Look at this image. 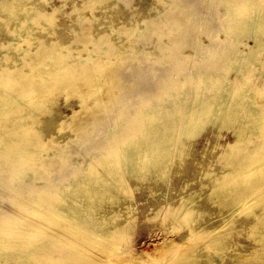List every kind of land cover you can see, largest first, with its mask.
Segmentation results:
<instances>
[{"label":"rangeland","instance_id":"obj_1","mask_svg":"<svg viewBox=\"0 0 264 264\" xmlns=\"http://www.w3.org/2000/svg\"><path fill=\"white\" fill-rule=\"evenodd\" d=\"M46 1L22 0L20 4L21 9H28L32 5H36L43 13H54L53 25L48 23L41 14L40 17L37 16L38 21L35 19L36 21L34 20L30 24L31 33L29 29L27 32H20L21 22L27 23L25 14L13 11L7 16L6 13H0V19L3 18L4 20L0 22V44L12 43L15 47L14 49L10 48L11 50L0 47V73L1 70H9L27 74L28 77L39 78L38 80L41 83L39 82L35 86L40 88L41 91L43 89L42 96L36 98L32 104L40 111L36 114L37 121L35 123L29 122V127L32 128L31 130L35 134L32 140L37 141L40 146L33 141V146H38V148L34 149V154L29 153L23 163L17 164L16 161L12 162L11 160V162L9 160L7 162L6 158H0V171L3 172L0 173V216L7 214L21 220L24 219V221L26 219L25 222H34V224L29 222L30 225L38 226L37 223H40L39 227L43 225L44 230L50 231V228L52 231H56V229H53L56 228L55 226L51 228L41 221L43 218L41 219L38 210L40 208L39 212L44 213L46 206L40 204L41 202L39 203L38 199L32 198L31 200L29 190L35 187L45 188L50 185V187H54L60 182H64L65 177L71 178L70 173L72 175L73 171L75 172L77 169V171H82L86 168L91 156L108 151L110 146L119 145L120 132L129 126L131 119L133 120L138 114V110L140 112L142 109L140 106L138 107V105H141L140 101L144 106L149 99L147 105L151 104V107L157 106L158 108H167L171 104L180 102L181 107H183L179 121L183 125L186 120L184 118L188 111L187 108L193 97L192 83L194 85L199 74L208 68L207 61L203 58H207L206 55L215 51L211 48V45L216 47V45L223 44L225 36L226 40L229 41V37L224 32L223 24L233 15L230 10H233L236 7L235 5L239 7L249 2V11L246 15L249 20L251 19L248 35H243L244 37L242 36L238 42L236 41L240 51V60L245 54L253 51L258 53L260 63L252 62L248 66L249 72L246 75L249 76L250 83L252 82L250 84L252 91L249 94L252 95L254 89L260 87V84L261 86L264 85V47L251 49V47H255L256 31L259 27L258 19L264 11L262 10L261 13L255 10L264 7V0H251L253 5L250 0ZM232 1L234 5L230 7ZM228 11L231 13H229V16H227ZM253 14L256 16L252 17ZM210 24L212 27H210ZM208 25L210 28H208ZM15 30L19 31V36H17V39H12L10 33ZM209 37H211L210 40ZM212 39L213 41H211ZM214 39L218 42L216 43ZM204 50L206 53H204ZM26 51L28 53L25 54ZM53 57L56 59L50 61ZM61 57H66L64 59L66 62H63ZM67 57L70 58L67 60ZM183 57L186 60H182ZM82 58H86V65L83 67L79 65V60ZM230 58L227 57L225 63ZM24 61L32 64L27 63L26 66ZM65 63L68 64L67 66L72 72L75 71L72 73V76L75 77L71 78L70 76L68 78L70 83L66 79L65 82L68 81L67 83L59 84L56 87V84H54L55 79L50 76L51 72H56L59 69L57 68L59 64L65 65ZM77 63L79 64L77 65ZM241 63H243V59ZM47 64L48 66H46ZM70 64L73 67L76 64L78 67L75 66L74 70ZM99 64H103L102 66L105 69L102 70L105 72L98 71L100 69H97L100 66ZM218 64H223V61H219ZM106 65L108 66L106 67ZM234 65L229 69L228 78H232L230 80L237 78L236 70L239 65V69L244 68V64H240V62ZM35 66L39 67L34 68ZM79 67L82 68L81 70L88 68L91 79L89 83H83L82 71L80 72ZM176 67L179 69L177 70ZM144 70L148 71L144 73ZM143 73L146 76L144 79L141 75ZM246 75L240 74L241 80ZM170 77L173 80L175 79V86H172L169 81ZM43 78L48 79L45 82ZM165 82H167V85ZM168 82L171 83L172 88ZM175 87H178L177 89L181 87L183 90L179 93V90ZM49 88L54 90L50 92ZM169 88L173 92L176 91V94H172V91L169 93ZM145 91L148 95L145 94ZM177 92L179 96H177ZM163 93H167V98ZM173 95L175 96L172 97ZM155 97L158 98V101ZM176 97L179 99H176ZM146 98L148 99L146 100ZM163 98H166L165 101H163ZM257 98L260 102L264 101V96ZM154 99L157 101L155 102L156 105ZM160 100L163 102H160ZM3 118H0V126H2L1 121ZM11 123L9 121L6 125L10 126ZM233 129L220 128L217 124L207 125L198 135L186 142L188 145L187 155L182 160L177 157L179 144L184 140L182 133L179 134L176 137L177 143L173 148V159L169 160L170 166L165 179L160 178L164 170L162 167L152 168L151 171L145 170L142 174H131L132 176L124 173L129 195L125 196L123 194L120 196L122 194L120 193L119 200L116 203L106 200L107 202L105 201L102 208L97 212V216L102 220L104 216L107 217L108 215L109 217L114 211H119L121 216L118 219L119 221L116 220V223L128 225L129 222H132L135 226V229L129 234L128 252L124 254V257L112 258L113 264H123L124 259L131 260L132 264H142L146 260H150L152 262L150 264H215L212 260L214 250L206 244L207 230L211 228L213 222L224 227L223 223L225 221L239 228L240 223H242L241 219H246L244 213L238 215L236 210L231 213L230 210L222 209L221 206L207 200L212 178H215V176L221 177L223 171L230 170V167H224L227 160L220 158V156L223 152H229L230 144L235 142ZM1 131L2 134L6 133L3 130ZM255 140H257V136H253L251 143L246 142L244 148L249 147ZM114 141L115 143L112 144ZM39 142L43 144L41 145ZM104 144L105 146H103ZM19 165L22 168L18 167ZM11 171L12 173H10ZM208 172L210 176L206 175ZM19 176L21 177L19 178ZM10 178L13 181L15 178L19 179L10 182ZM18 182H20L21 187L17 185ZM190 193H195L197 200L194 205L196 208L193 212L194 216L192 214L193 225L196 224L198 230H201V233L198 234L199 237L194 235L193 237L196 239L192 240L188 239V236L190 225L193 222L185 223L182 219L184 213L178 218L167 215L170 207L177 206L182 196ZM113 194L116 193L113 192ZM259 197H262V195ZM13 199L14 201H12ZM29 203L30 205H28ZM37 203L40 205H37ZM22 204L28 205L30 209L18 210ZM15 211L16 213L21 212L17 215ZM31 211L35 213L33 214ZM36 214L40 217L38 220ZM164 216L167 217V220L164 219ZM33 217H35V220ZM62 224L65 225V222ZM175 225L178 227L175 228ZM94 229L100 231L97 225L94 226ZM127 230L129 231V229ZM95 235L100 236V234ZM118 239L120 240V238ZM118 239H115L117 242H111H114L111 245H114L113 247H116V249L123 244L122 242L118 244ZM94 241L96 242V240L91 242L93 245L86 247L87 250L85 247L79 250L85 257L82 259L81 264H92L96 259L99 261L98 256L102 251L99 246H94L96 245ZM102 241L103 245L101 246L110 244L109 240ZM224 241L228 243V247L223 261L219 264H232L235 259H240V264H264V253L261 259H256L257 254L252 252L255 241L248 238L245 230L241 233H228Z\"/></svg>","mask_w":264,"mask_h":264},{"label":"bare ground","instance_id":"obj_2","mask_svg":"<svg viewBox=\"0 0 264 264\" xmlns=\"http://www.w3.org/2000/svg\"><path fill=\"white\" fill-rule=\"evenodd\" d=\"M21 2L22 0H0V13H6L8 16L13 11H17V13L20 12L21 14L26 15L25 20H27V23H23V21L21 22L22 24L20 23V32H27V30L30 28V24L36 19L37 16L40 17V14L48 21V23H51L53 25L54 13H43L36 5H32V7L28 9H21ZM248 3H244L239 7L235 5L236 7L233 10H230L232 11L233 15L230 16L231 18L223 24L224 32L229 37V41L226 40L225 36V42H222L223 44L218 46L216 45V47H213L211 45V48L215 49V51L213 50V53L206 55L207 58H203L207 61L208 68H206L203 73L199 74V77L196 78V81L194 80V85L192 83L193 97L191 103L187 108L188 111L186 112L184 118L186 119L185 123L182 125L179 121L180 116H182V114L180 113L183 107H181L180 102L173 105L171 104L169 106L167 105V108H158L157 106L151 107V104L147 105L149 96L148 98H146V100H148L147 102L145 101L147 104H144V106L142 104V101H140L141 105H138V107L140 106L142 109L140 112L138 110V114L136 112L137 115L135 116V118H133V120L131 119V122H129L130 124L128 123L129 126L126 129L124 128V131L120 132L121 134H119V145L110 146V149L108 151L105 150L106 152L102 151L103 153H98L95 156H91L89 161L87 162V167L82 171H77V169L75 170V172L73 171V174L71 175V173L67 170L70 173L71 178H67L64 176L66 178L64 182H60L56 186L53 185L54 187H50L51 185L49 184L50 186L45 188L35 187L29 190V197L31 200L32 198L38 199V202H41L40 204H44L46 206V211L44 213H42L41 211V213L39 212L40 208L38 210L41 219L43 218V220L41 221L44 225H48L51 228L52 226H55L56 228L53 229H56V231H52L50 228V231L44 230L42 227L43 225L39 227L40 223H37L38 226L30 225L28 224L30 221L25 222L26 219L24 221V219L21 220L18 217L15 218L12 216H8L7 214L4 215L2 213L4 216H0V264H81L82 259L85 257L79 250H81L83 247H85V249L87 250L86 247H88L89 245H93L91 244L92 240H96V242L94 241L96 244L94 246H99L102 251V253H100V256H98L100 259L97 257L99 261H97L96 259V261L94 260L92 264H113L114 262L112 261V258L124 257V254L128 252L129 234L135 229L134 224L132 222H129L128 225L116 223V220L120 219L121 216V213L119 211H114L113 214L109 217L106 214L107 217L104 216L102 220H100L101 218L97 216V212L102 208L106 200L111 203H116L119 200L120 193H122L120 194V196L123 194L125 196L129 195V189L126 179H124V173L130 174V176H132L135 174H142L145 170L151 171L153 170L152 168L162 167L164 170L160 178L165 179L168 173V168L170 166L169 160L173 159V148L177 143L176 137L181 133L184 137V140L179 144L180 147L177 154V157L182 160L187 155L188 145L186 142L198 135L209 124H217L220 128H234L233 132L235 135V142L233 144H230L229 152H223L220 156V158H225L227 160V163L224 165V167H230V170L223 171V175L221 177L215 176V178H212V184L210 185L211 189L208 194L207 200L209 202L217 204L218 206H221L222 209L230 210L231 213L234 210L237 211L238 215L244 213L246 217V219H241L242 223H240L239 228H236L234 224H230L228 221H225L223 223L224 227H222V225L219 226V224H214L215 222L212 223L211 228L207 230L208 233L206 235L207 246L211 247L214 250L212 260L215 264H219L220 262H222L225 257L226 249L228 247V243L224 241L226 235H228V233L231 234L234 232L241 233L243 230L246 231L248 238H251L255 241V246L253 247L252 252L257 254L256 259L262 258V254L264 253V101L260 102L257 97L264 96V85L261 86L260 84V87L254 89L252 95L249 94L250 91H252V88L250 87V84L252 82L250 83L249 76H247L246 73L249 72L248 66L249 64H252V62L260 64L258 60V53L250 51L243 56V63H241L242 59L240 60V51L236 43V41L238 42V40H240L243 35H248V32L250 31L249 26L251 25V19L249 20L246 15V13H248L249 11ZM250 3L253 5L251 0ZM237 4L239 3L237 2ZM233 5L234 4L232 1L229 6L233 7ZM252 5L250 6L252 7ZM262 10H264V7H260V9L258 8V10L255 11H259L262 13ZM230 11H228L227 16H229ZM255 16L256 15L252 17ZM3 21V18H1L0 22ZM222 21L221 23H223ZM258 21L259 27L256 31L255 47H251V49L264 47V11L262 16L259 17ZM212 22L215 23L214 20H212ZM51 24H49V26L52 27ZM210 27H212L211 24ZM210 27L208 25V28ZM18 30L10 33L12 39H17V36H19ZM29 31L31 33L30 29ZM215 34L217 33L215 32ZM211 35L213 36V34ZM211 37H209V40L211 39ZM211 41H213V39ZM217 42L218 41H216V43ZM0 47L6 49L9 48V50L15 48L12 43H8L7 45L0 44ZM41 48L43 49V46ZM205 50H207V48H205ZM27 51L24 53H28ZM204 53H206V51ZM227 57L231 58L228 59L227 63H225ZM54 58L55 57L51 58L50 61ZM69 58L70 57H67V60ZM64 59H66V57L63 58V62H66V60L64 61ZM88 59L90 61L89 57ZM182 60H186V58L183 57ZM176 61L177 63H179L178 60ZM219 61H223V64H220L221 66L218 64ZM237 62H240V64H244L243 67L246 69H239V65L236 70L237 78L235 80H230L232 78H228V74L230 73L229 69L234 64H237ZM42 63L44 65V62ZM79 63H77V65H82L81 67L86 65V58L80 59ZM67 65L66 63L65 65L59 64V66L57 67L59 69H56L57 71L54 73L51 72L52 74L50 76L55 79L54 84H56V87L59 86V84L67 83L70 76L71 78L73 77L72 73L75 71L72 72ZM96 65L97 64L95 63V66ZM102 65L97 68L101 69H99L98 71H104L102 69H105V67ZM46 66H48V64ZM75 66L76 64L74 65V67ZM107 66L108 65H106V67ZM37 67L39 66H35L34 68ZM71 67L74 69L73 66ZM81 69L82 68H80V72L82 71L81 75L82 80L84 81L83 83H89L91 79L90 72L89 70H87L88 68L83 70ZM178 69L179 68H177V70ZM173 70L175 71V69ZM144 71V73H146L148 70ZM144 73L141 74L143 79L146 78ZM238 73L246 75V77L241 80V76ZM117 74L118 73H116V75ZM117 76L119 77V75ZM48 78H43V80L45 79L46 82V79ZM170 78L169 81L173 86L175 79L173 80L172 77ZM38 79L33 76L28 77L27 74H21L15 71L1 70L0 118L4 117L3 119L5 121L2 119V126H0V158H6L7 162L11 160L12 162L16 161L17 164L23 163L24 159H26V156L29 155V153L34 154V149L36 147L38 148V146H33V141L37 144L38 142L32 140L34 139L35 134L31 130L32 128L29 127V122L35 123L37 121L36 114L40 112L38 108H35L32 105L36 98L42 96L43 89L41 91L40 88L35 86L37 85V83H41V81H39ZM66 79L68 80L67 82H65ZM170 82H168V84ZM165 83L167 85V82ZM171 83L169 85L172 88ZM254 85L256 86L255 83ZM52 86L56 88L54 85ZM171 88H169V91L167 90L169 93L170 91H172ZM50 89L51 88H49L50 92L54 90L53 88L51 90ZM177 90H179L180 93L183 89H181L180 87V89ZM146 92L147 91H145V94H147ZM173 93L176 94V91H172V94ZM179 93L177 96H179ZM166 94L165 96L167 98ZM174 96L175 95H173L172 97ZM166 98H163V101H165L164 99ZM177 98L178 97H176V99ZM155 99H157L158 101L157 97H155ZM157 101L155 100L154 103ZM161 101L162 100H160V102ZM185 106L187 105L185 104ZM9 121H11L12 123L10 126H7L6 123ZM1 130L5 131L6 133L2 134ZM253 136H257V140L253 141L249 147L244 148V144L246 142L251 143ZM118 140L119 138L117 139V141ZM39 143L41 144V142ZM114 143L115 141L112 142V144ZM103 146H105V144ZM104 148L106 149V147ZM30 155L33 157L32 154ZM18 167L22 168V166L20 165ZM12 171L10 173H12ZM0 173L3 172L0 171ZM206 175L210 176V173L208 172ZM20 177L21 176H19V178ZM19 178H15L14 181H17V179ZM11 181L13 180L10 178V182ZM19 184L20 182L17 183V185ZM19 186L21 187V185ZM113 192L116 194L114 195ZM261 195L262 197H259ZM195 196V193H190L189 195L182 196L180 203L177 206H169V213L167 214L166 212V214L168 216L170 215V217L172 218H178L182 215V213H184L182 219L185 221V223L193 222L194 219L192 217V214L196 209L194 205L197 201ZM12 201H14V199ZM40 204L37 203V205ZM28 205H30V203ZM28 205L26 206L22 204L19 206L20 208L17 209H30ZM18 213L16 214L18 215ZM34 213L35 212H33V214ZM40 217L37 216V220ZM123 217L124 216L122 215V218ZM34 218L35 217H33V219ZM165 218L167 220L166 216H164V219ZM33 219L30 218V220L34 221L35 219ZM60 222H65V225ZM30 223L34 224V222ZM193 224L194 222L192 223V225L189 224L190 234L188 236V239L191 240L196 239L193 237L194 235H198L201 233V230H198L199 228L197 227V225ZM95 225L99 227L100 231H96V229H94ZM109 226L110 228H108ZM176 226L177 225H175L174 227L176 228ZM127 229H129V231ZM94 233L100 234V236H97ZM118 238H120V240L122 241H120ZM115 239L119 240L118 244H120V242L123 243L119 247L117 246L118 249H116V247H113L114 245H111L114 243H111L112 241L117 242V240ZM102 240H109L110 244L107 246H101L103 245ZM240 261V259H235L232 264H240ZM150 262V260H146L142 262V264H150ZM122 263L132 264L131 260L128 259H124Z\"/></svg>","mask_w":264,"mask_h":264}]
</instances>
